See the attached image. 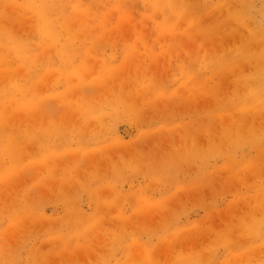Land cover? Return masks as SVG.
Instances as JSON below:
<instances>
[{
  "label": "rangeland",
  "instance_id": "374dc122",
  "mask_svg": "<svg viewBox=\"0 0 264 264\" xmlns=\"http://www.w3.org/2000/svg\"><path fill=\"white\" fill-rule=\"evenodd\" d=\"M0 264H264V0H0Z\"/></svg>",
  "mask_w": 264,
  "mask_h": 264
}]
</instances>
